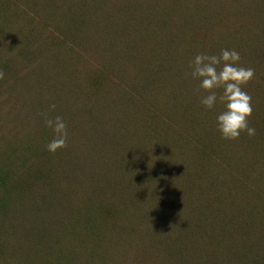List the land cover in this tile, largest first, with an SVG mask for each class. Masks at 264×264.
I'll return each instance as SVG.
<instances>
[{
    "label": "rangeland",
    "instance_id": "rangeland-1",
    "mask_svg": "<svg viewBox=\"0 0 264 264\" xmlns=\"http://www.w3.org/2000/svg\"><path fill=\"white\" fill-rule=\"evenodd\" d=\"M42 1L0 0V126L20 125L0 129V264H41L22 258L36 245L45 262L41 215L72 221L71 264H264V0L215 2L233 7L226 39L176 0ZM222 48L253 69V136L221 139L222 106L186 76ZM56 115L68 137L49 153Z\"/></svg>",
    "mask_w": 264,
    "mask_h": 264
},
{
    "label": "clouds",
    "instance_id": "clouds-1",
    "mask_svg": "<svg viewBox=\"0 0 264 264\" xmlns=\"http://www.w3.org/2000/svg\"><path fill=\"white\" fill-rule=\"evenodd\" d=\"M240 54L235 49L222 48L219 55L198 53L189 62L186 76L198 82V89L204 95L199 98L200 105L205 110H213L217 104L222 109L215 115V127L223 140H235L241 133L255 135L248 117L252 113L251 97L242 90L252 79L251 68L240 65ZM49 110L56 108L50 104ZM44 126L50 129L52 139L45 145V150L55 153L66 146L68 137L67 125L63 118L56 115L45 116Z\"/></svg>",
    "mask_w": 264,
    "mask_h": 264
},
{
    "label": "trees",
    "instance_id": "trees-1",
    "mask_svg": "<svg viewBox=\"0 0 264 264\" xmlns=\"http://www.w3.org/2000/svg\"><path fill=\"white\" fill-rule=\"evenodd\" d=\"M44 1L45 0L42 1V3H44L43 7H45L47 5ZM89 1H91V0H89ZM144 1L145 2L146 1L147 2H158L161 0H144ZM176 1L178 2V4L181 5V6H179L181 9H186V10L189 9L190 11L203 10L201 12H204L205 15L207 16L208 20L213 21L215 24V26H214V35L215 36H218V37L224 38V39L237 36V35H235L236 33H234V31H235L234 18L235 17L233 18L234 14H231L232 10H233V7L231 5L226 6V4H220V5L216 4L215 2L217 0H176ZM201 3H206L207 6L202 5ZM48 7H49V9L52 8V6H49V5H48ZM53 11H55V9ZM50 12H51V10H50ZM97 13L100 16L99 20H103V18L105 17V13H106L105 10L103 9V6ZM68 20H70V18H68ZM246 27H247V24H246ZM99 28H101V29L98 30L97 27H92L91 30H88L86 32L85 43L88 42V44H91L95 41L103 40V38H104V34H103V30H102L103 27L99 26ZM246 30L247 29L241 30L242 32H239V33L243 34ZM102 50L103 51L101 52V55L103 56V60L105 61L104 46H102ZM105 54H106V52H105ZM106 59H107V57H106ZM1 124L2 125L0 126V129L4 130V131L7 130L6 132H8V133H11L14 129L20 127L19 122L17 124H13V123L12 124L11 123H7V124L1 123ZM20 124H22V123L20 122ZM74 200H75V198L73 197V201ZM39 220L43 224L42 228L48 232V238L51 241L50 249L53 252L49 253L46 256H43L44 260H45V262H44L39 257V255L36 253V250L37 249H44V248H46V245H36L34 247V254L35 255H31V252H29V255H30L29 256L27 251L25 250L22 258L25 259L29 263H31L32 260H36L37 258L38 259L35 262H40L41 264H71V263H73L72 260H68L65 257L67 255V252L65 251V249L60 251L61 248H64V247L65 248H71L72 247V241L71 240L73 239L72 238L74 236L73 232L75 231L72 221H70L67 216L62 217L60 223L58 221L53 220L51 222V229L48 230V228L46 226L45 216L41 215V218H39ZM62 226L67 228L66 234L63 235V237L66 238V240H67L66 246H59L55 242V231L57 228H60ZM73 244H74V241H73ZM20 248L22 249L23 247H20ZM91 251L93 253L95 252L94 250H91ZM79 264H84V261L79 262Z\"/></svg>",
    "mask_w": 264,
    "mask_h": 264
}]
</instances>
